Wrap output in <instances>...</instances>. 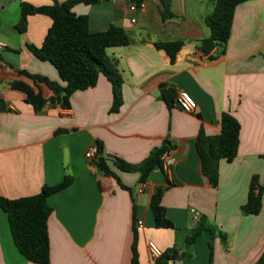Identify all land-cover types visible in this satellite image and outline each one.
Masks as SVG:
<instances>
[{"label":"crops","instance_id":"obj_1","mask_svg":"<svg viewBox=\"0 0 264 264\" xmlns=\"http://www.w3.org/2000/svg\"><path fill=\"white\" fill-rule=\"evenodd\" d=\"M64 3L67 0H56ZM142 1L146 12L130 11ZM53 5V0H0V197L18 199L40 193L43 186H57L71 177L72 184L49 197L53 209L48 221L51 264H132L134 219L138 228L141 264H154L148 242L162 250L184 248L195 226L191 209L206 217L217 232L205 231L193 246V258L176 264H255L264 253V194L259 215L245 216L251 180L259 177L264 187V0H249L236 8L226 53L218 49L203 54L200 42L210 38L206 24L214 12L211 0H171L175 17L163 20L159 0H101L80 4L75 15L87 16L92 30L112 24L131 37L128 46L113 47L124 78V104L113 105L111 82L104 75L97 85L76 92L71 109L47 107L40 113L25 93L10 84L24 82L50 99L54 93L45 83L22 73L49 77L61 83L58 71L29 50L40 47L52 26L51 18L33 15L28 30L19 33L21 4ZM135 18L136 22L132 23ZM184 40L172 63L156 48V42ZM175 91L174 105L160 98V86ZM188 92L197 101L193 113H185L177 97ZM227 112L241 124L238 157L220 161L218 186L203 174L197 137L221 132L220 118ZM169 142L174 163L169 170H155L144 185L134 172L118 173L124 189L112 176L99 174L85 157L89 147L102 143L105 154L140 164L156 147ZM158 187L165 189L162 205L175 229H157L150 200ZM0 208V264H35L20 254L12 238L9 220Z\"/></svg>","mask_w":264,"mask_h":264},{"label":"trees","instance_id":"obj_2","mask_svg":"<svg viewBox=\"0 0 264 264\" xmlns=\"http://www.w3.org/2000/svg\"><path fill=\"white\" fill-rule=\"evenodd\" d=\"M101 0H67L59 3L53 0V5L33 6L28 2H22L20 19L16 25L19 33L28 30V18L33 15H45L51 18L52 26L40 47L30 45L29 50L42 61H48L58 71L60 82H55L47 76L30 74L23 70L26 77L35 82L45 83L54 95L48 99L41 92H36L24 82L14 81L10 84L14 90L25 93L28 103L35 112H42L46 106L50 108L60 107L71 109V98L78 91L94 88L101 75L111 82L113 91V105L111 113H118L124 104L123 84L124 78L118 68L117 60L112 58L108 50L113 47L128 46L132 37L118 25L112 24L104 31L96 32L91 29L87 16L75 15L73 8L77 5L98 4ZM249 0H211L214 12L208 16L206 24L210 29V38L200 42L199 49L205 55H210L213 50L218 49L220 57L226 53V45L231 38L232 23L236 8ZM161 5L162 19L165 21L175 17L171 11V0H159ZM1 27V26H0ZM184 40L171 42H156L157 49L164 51L172 63L183 46ZM264 56V54H263ZM175 91L160 86V98L172 109L174 105ZM3 100L0 99V110L5 111ZM221 132L216 136H206L202 130L197 137V149L201 160L203 174L207 177L213 188L218 186L220 178V161L231 163L238 157L241 124L231 114L224 112L220 118ZM98 145V156L92 164L96 171L105 176H112L124 189L133 192V188L122 184L118 173L113 167L123 172H134L140 174L139 184L145 185L150 175L155 170L164 172L162 168V156L172 147L169 142L162 147L152 150L148 157L140 164L128 163L118 157L106 155L102 143ZM112 163V165H111ZM71 177H65L57 186H43L40 193L36 195L8 199L0 197V208L6 212L12 238L18 251L28 262L35 264H51L50 235L48 221L52 216L53 209L48 199L72 184ZM264 187L259 184V177L255 176L250 183L248 202L241 207L245 216L259 215L262 210ZM165 189L158 187L150 200V207L154 214L155 227L157 229H175V225L168 217L166 209L162 205ZM190 234L186 238L183 249L176 245L163 251L161 258L154 264H176L186 259L193 258V246L198 238L207 231L214 237L220 235L226 244L227 237L209 224L206 217H201L195 222ZM134 242L132 243V264H141L138 252L139 231L137 218L134 219ZM210 264H213V250L211 248ZM255 264H264V253Z\"/></svg>","mask_w":264,"mask_h":264},{"label":"built area","instance_id":"obj_3","mask_svg":"<svg viewBox=\"0 0 264 264\" xmlns=\"http://www.w3.org/2000/svg\"><path fill=\"white\" fill-rule=\"evenodd\" d=\"M147 5L145 2L138 1V2H132L130 5V11L133 13H136L138 11H142V13L146 12ZM132 23L136 22V19L133 18ZM4 47V44L0 42V50ZM177 101L179 106L182 108V111L185 113H193L195 110H197L198 104L195 98L189 94L188 92L181 91L178 94ZM98 145H93L88 148L85 152V157L90 161L91 164L94 163L98 156ZM172 151H167L163 154L161 160H162V168L164 172L169 170V167L174 163V159L171 156ZM145 186L143 185L142 188L139 190V194L144 193ZM191 214L194 221H200L201 214L199 211L195 209H191ZM138 228H143V222L141 220L137 221ZM148 249L151 255V258L155 262L157 259L161 258L163 255V251L154 243V241L148 242Z\"/></svg>","mask_w":264,"mask_h":264},{"label":"rangeland","instance_id":"obj_4","mask_svg":"<svg viewBox=\"0 0 264 264\" xmlns=\"http://www.w3.org/2000/svg\"><path fill=\"white\" fill-rule=\"evenodd\" d=\"M185 261H188V259H186Z\"/></svg>","mask_w":264,"mask_h":264}]
</instances>
